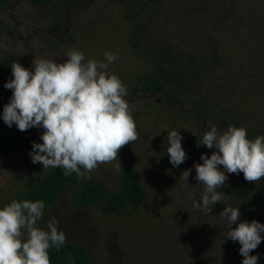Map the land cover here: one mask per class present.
Returning a JSON list of instances; mask_svg holds the SVG:
<instances>
[{"label":"trees","instance_id":"trees-1","mask_svg":"<svg viewBox=\"0 0 264 264\" xmlns=\"http://www.w3.org/2000/svg\"><path fill=\"white\" fill-rule=\"evenodd\" d=\"M16 1L32 7V25L38 27L40 36L45 35V42L56 46L62 37L74 36L85 61L107 63L98 45L88 52L76 33L96 41L111 38L112 28H117L106 49L120 38L112 52L119 59L108 64L107 71L128 88L136 127L153 119L155 127L162 128L161 139L155 140L165 157L159 170L152 166L147 170V182L139 172L136 140L118 150L119 172L113 184L90 174L84 179L75 173L65 176L62 168L41 167L14 184V189L0 198V207L13 199L43 200L45 213L67 197L71 208L93 207L108 217L128 216L134 225L129 231L137 235L147 226L138 220L157 211L153 230L160 241L171 247L182 244L191 254L194 244H204L198 236L210 240L209 230L216 231L218 225L226 234V221L219 215L225 205L239 207V221L255 219L264 224V178L246 181L243 173L227 174L224 185L217 189L224 193L222 200L212 205L211 213L202 215L193 207V199L198 201L204 190V185L193 179V164L202 163L201 153L211 155L214 151L197 147L204 132L212 127L223 132L232 124L245 127L249 139L264 135V0L253 1L260 13L247 0H0V13ZM168 3L172 8L167 12ZM106 7L115 14L107 13ZM10 26L0 18V40L5 38L6 44L22 38ZM13 62L25 67L17 52L0 56V112L12 94L4 83L12 78ZM172 129L182 135L187 155L178 167L170 164L166 152L167 132ZM42 131L35 127L20 131L0 120V160H13L31 149L33 141L42 143ZM185 169H191L187 181L181 176ZM169 186L174 195L166 202ZM36 226L46 228L41 219ZM258 247L264 257V240ZM69 256L75 264H93L92 252L71 238L66 237L59 250L49 249L50 264H69Z\"/></svg>","mask_w":264,"mask_h":264},{"label":"clouds","instance_id":"clouds-1","mask_svg":"<svg viewBox=\"0 0 264 264\" xmlns=\"http://www.w3.org/2000/svg\"><path fill=\"white\" fill-rule=\"evenodd\" d=\"M107 61L88 59L82 51L69 46L60 59L34 57L30 68L19 62L11 64L12 78L4 83L12 91L0 120L20 131L43 129L31 142L28 155L43 169L62 168L65 176L73 173L89 179L100 163L117 160L118 150L137 139L135 121L129 108L130 93L121 79L107 71L118 54L104 52ZM183 137L176 129L167 132L166 152L173 167L187 159ZM200 145L214 149L200 154L202 163H194L197 184L204 190L193 207L202 214L212 212V205L222 200L218 191L227 174L243 173L246 181L264 178V135L247 138L245 127L229 124L223 132L212 127L202 135ZM221 166V167H218ZM83 169V171L81 170ZM191 169L181 176L188 180ZM43 200L13 199L0 207V264H50L49 249L59 250L66 235L59 220L51 217L46 228L37 227L44 215ZM226 221V239L238 242L241 264H258L259 256L250 255L264 240V224L253 219L239 221V207L225 205L219 213ZM239 221V222H238ZM236 225L235 228L232 225ZM75 264L74 257H68Z\"/></svg>","mask_w":264,"mask_h":264},{"label":"rangeland","instance_id":"rangeland-1","mask_svg":"<svg viewBox=\"0 0 264 264\" xmlns=\"http://www.w3.org/2000/svg\"><path fill=\"white\" fill-rule=\"evenodd\" d=\"M247 1L250 4H255L253 7L259 11L257 6L259 0ZM225 2L228 0H223V3ZM168 8H172L170 3L166 5L167 12ZM104 10L111 15L115 14L114 10L110 8L106 7ZM256 14L255 11V17H257ZM0 18L7 21L11 25L10 27L16 29L22 36L11 44H6L5 38L0 40V56L7 52H17L24 59L25 68H30L34 57L44 56L60 59L69 46L78 49L74 36L62 37V42H58L56 46H52L50 41L45 42V38L42 37L45 35L40 36L41 34L36 30L38 27H33L32 7L25 2H14L12 6L5 8L3 13H0ZM73 33L75 34V32ZM80 35V33H76V37H80V42H84V48L88 52H92L90 50L96 45L102 52L107 50L113 52V48L121 43V39L118 38L111 44L110 48L106 49L107 41L110 43L117 35V28H112L109 39L99 38V40L92 41L91 37ZM48 37L51 39L50 34ZM132 109L134 106L130 108V110ZM136 130L138 137L135 143L138 145L139 172L142 179L147 182L149 180L147 170L151 166L155 170H159L162 165L161 160H164L165 157L162 147L156 141L161 139L163 132L160 126L155 127L153 119L146 120L140 128L136 127ZM30 150L23 151L9 162L0 160V198L12 191L13 185L21 183L22 179L27 177L29 173L37 172L43 167L39 162L35 164L31 162L28 155ZM81 170L83 171V169ZM144 171L145 174H142ZM118 172L117 159L98 164L90 175L101 177L113 184L117 180ZM172 192L173 189L169 186L165 195L166 199L164 198L165 201L168 200L167 197L174 195ZM163 208L166 210L167 203H164ZM53 216L59 220V228L63 230L66 237L76 240L92 252L93 264H241L243 259L238 252L239 243L226 239V234L222 233L219 225L216 231H207L210 240L204 238V235L198 236L203 238L204 244L202 245L201 242L194 244L191 254L186 248L184 250L182 244L171 247L163 240L160 241L161 237L159 239V235L153 230V222L158 221L156 218L158 216L157 211L148 213L138 220L141 225L147 223L145 229L138 232V235L134 230L129 231V228L134 225L130 224L132 221L128 216L108 217L93 207L71 208L67 197H62L56 205L45 212L41 220L47 225V221ZM234 247L236 250L230 254ZM260 252V247H257L250 252V255H258V264H264V257Z\"/></svg>","mask_w":264,"mask_h":264}]
</instances>
